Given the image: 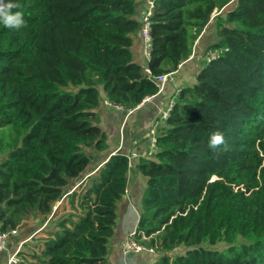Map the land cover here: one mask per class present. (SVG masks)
Here are the masks:
<instances>
[{
	"label": "trees",
	"instance_id": "trees-1",
	"mask_svg": "<svg viewBox=\"0 0 264 264\" xmlns=\"http://www.w3.org/2000/svg\"><path fill=\"white\" fill-rule=\"evenodd\" d=\"M230 1L154 0L147 74L132 51L137 0H12L26 26L0 24V231L51 222L64 197L70 205L19 264H105L128 156L70 184L92 160L83 149L108 146L102 93L124 109L156 94L155 77L189 57ZM216 34L221 53L180 88L153 154L136 164L145 186L135 231L148 237L136 240L157 252L147 264H264V0H236ZM214 131L226 140L216 150Z\"/></svg>",
	"mask_w": 264,
	"mask_h": 264
},
{
	"label": "crops",
	"instance_id": "crops-1",
	"mask_svg": "<svg viewBox=\"0 0 264 264\" xmlns=\"http://www.w3.org/2000/svg\"><path fill=\"white\" fill-rule=\"evenodd\" d=\"M141 8L142 5L139 2L137 5L138 19ZM141 49V41L137 33L132 47L133 58L145 67L147 62L145 63V60L142 58ZM188 60L189 58L184 60L178 67L188 68ZM203 65L204 63H201L197 67L195 75ZM183 74L179 75L178 68L174 70L171 74V79L160 92L149 96V98L141 101L137 106L129 109V111L111 104H104L103 101L107 99L104 98V94L102 93V101L97 111L100 114L99 126L107 136L108 146L105 150L99 152L100 160L96 162L97 165L95 163L96 166L94 165L93 169L99 167L110 155L118 151L129 153L132 163V166L126 173L125 194L117 202V209L123 207L125 210L121 217L116 213L114 232L109 240L105 264H147L155 259L153 256L147 254H123L119 248V243L136 230L141 209V196L145 186V177L137 170L136 164L140 157L146 156L148 144H146L144 137L148 130L156 127L155 123L158 121L159 112L161 109H165L167 100L172 96L173 92L187 85L182 83ZM194 77L189 84L194 82ZM93 169H86L85 174ZM50 229L52 227H50L49 218L39 219L30 217L28 220H25L17 228V233L11 235L12 241L6 246L4 255L0 253V264H7V258L17 249L24 252L30 251L32 245L39 243L44 233Z\"/></svg>",
	"mask_w": 264,
	"mask_h": 264
},
{
	"label": "rangeland",
	"instance_id": "rangeland-1",
	"mask_svg": "<svg viewBox=\"0 0 264 264\" xmlns=\"http://www.w3.org/2000/svg\"><path fill=\"white\" fill-rule=\"evenodd\" d=\"M235 4H236V0L230 1L227 5H225L221 9H218L216 12H213L211 14L210 20L208 21L207 25L204 27L203 31L200 33V35L197 37V39L194 42V46L192 48L191 54L188 57L189 58L188 66H187L188 68H186V67H182V68L177 67L179 75L184 73L183 74L184 78L182 79V83L189 84L190 81L193 80V77L195 75V71H196L197 67L200 66L201 63L205 64L211 58H214L219 53H221L222 49H220V48L214 49V48L210 47V45L212 43H214L218 39L217 34H216V20H217L218 17L224 18L225 17V12H227L228 10L233 8L235 6ZM194 80H195V78H194ZM170 98L168 100L166 99L167 100L166 104H168V101L170 100ZM150 130L147 131L146 136L144 137V140H145L146 144H148V145H149V141L148 140H149V135H150L149 132H150ZM83 150H84V152H86L88 154H91V156H92V160H91L89 166L87 167V169H93L95 163L100 160L99 159L100 153L97 150L93 149L92 147H87V148H84ZM126 155L128 156L129 153H126ZM96 165H97V163H96ZM129 167H131V166H129ZM93 170H91V172L86 173V174H85V172H86L85 171L84 174L81 175V178L78 177V178L71 179L70 184H73V183L76 182L74 184L75 185L74 187H76L81 181H85L87 176L89 174H91L93 172ZM81 186L79 185L78 189H80ZM62 199H63L62 201H59V202L56 203V206L59 205V208H58L56 214L54 215V218L51 219L50 227H52L54 221H58L61 217L66 215L68 213V211H70V205L68 203V199L66 197H64ZM121 208L117 209V213H118L119 217H121V215L124 213V210H125L123 207H121ZM11 235H13V234L10 233L8 235L7 239H6V246H8L11 243V241H12V236ZM211 247L213 249L221 250V249H223L225 247V245H224L223 242H219V243H217V244H215V245H213ZM5 249H6V247L1 252L2 255H4ZM183 252H184V248L182 246H179V247L175 248L174 250H172L169 253V255L170 256H174V255H177V254L183 253Z\"/></svg>",
	"mask_w": 264,
	"mask_h": 264
},
{
	"label": "built area",
	"instance_id": "built-area-1",
	"mask_svg": "<svg viewBox=\"0 0 264 264\" xmlns=\"http://www.w3.org/2000/svg\"><path fill=\"white\" fill-rule=\"evenodd\" d=\"M231 1H233V0H231ZM137 2L138 3L141 2V5H142V8L140 9V15H139V20H140L141 26H140V29L138 31V34H139V38L141 41L142 58L145 60V63H146L150 57V49H151L150 16L154 10V0H137ZM216 11L217 10L214 9L213 12H216ZM144 71L147 74H150V72H149L148 68H146V66L144 67ZM172 72H169V73L155 77V81L158 85V91L157 92H160L164 88V85L171 79ZM179 91H180L179 88L176 89L173 92L170 100L168 101L166 108L164 110L163 109L160 110L159 118H158L159 121H164L167 118L169 110H170L171 106L173 105L174 99L177 97ZM147 98H149V96L145 97L143 100H145ZM103 103L104 104H110L111 102L108 100H104ZM111 105L124 109L123 107L118 106V105L113 104V103H111ZM125 110L129 111V109H125ZM157 122L155 123V126H156ZM149 134H148L149 135V140H148L149 145L147 147V152H146L147 157L151 156L153 154V151L155 150V147H156V145H155V141H156L155 127H152ZM128 159H129V166H131L130 155H128ZM10 233L11 234L17 233V229L13 228V229H10L9 231H0V253L6 247V239ZM138 234H140L141 240H145L148 238L143 233H138ZM138 234L136 233V231H133L129 236L125 237L122 241H120L119 248L121 250V253H123V254L132 253V254H136V255L147 254L150 256L156 255L157 252L155 251V249L146 247L144 244H142L138 240H136V236ZM18 251L19 250L17 249L15 252H13L7 258V264H17L20 261Z\"/></svg>",
	"mask_w": 264,
	"mask_h": 264
},
{
	"label": "clouds",
	"instance_id": "clouds-1",
	"mask_svg": "<svg viewBox=\"0 0 264 264\" xmlns=\"http://www.w3.org/2000/svg\"><path fill=\"white\" fill-rule=\"evenodd\" d=\"M20 3L12 2V0H0V24L6 28L19 30L26 26V21L23 19L24 13L22 11H14V9H21ZM221 145H226L225 135L221 131H214L210 134L208 147L216 150Z\"/></svg>",
	"mask_w": 264,
	"mask_h": 264
}]
</instances>
